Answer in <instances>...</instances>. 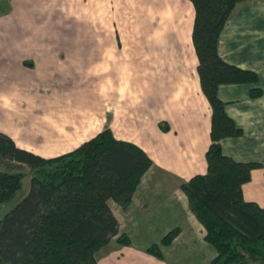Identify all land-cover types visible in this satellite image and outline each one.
I'll return each instance as SVG.
<instances>
[{"label": "crops", "instance_id": "1", "mask_svg": "<svg viewBox=\"0 0 264 264\" xmlns=\"http://www.w3.org/2000/svg\"><path fill=\"white\" fill-rule=\"evenodd\" d=\"M193 22L190 0H0V130L49 158L109 128L153 161L126 209L109 202L119 231L96 252L97 264H210L216 256L180 189L206 172L211 142ZM218 52L258 75L256 83L222 84L217 95L242 130L221 139V149L261 163L242 193L264 207V0L235 5ZM253 88L261 93L251 96ZM28 118L29 128L19 126ZM175 227L161 259L146 252ZM123 233L129 245L117 241Z\"/></svg>", "mask_w": 264, "mask_h": 264}, {"label": "trees", "instance_id": "2", "mask_svg": "<svg viewBox=\"0 0 264 264\" xmlns=\"http://www.w3.org/2000/svg\"><path fill=\"white\" fill-rule=\"evenodd\" d=\"M190 1L197 73L211 110V142L206 172L192 176L180 189L205 229V241L216 251L210 264H264V207L245 200L242 193V185L261 163L235 161L220 144L223 138L241 136L242 130L226 113L218 87L258 81L256 72L225 61L218 52L233 8L247 0ZM260 93L253 88L250 94ZM159 128L169 130L165 122ZM152 164L144 149L116 138L109 128L49 158L18 146L0 130V204L20 189L26 173L31 175L28 193L0 219V264H97L96 252L119 231L109 202L126 209ZM179 231L172 228L146 252L161 259V246L171 244ZM117 241L130 244L124 233Z\"/></svg>", "mask_w": 264, "mask_h": 264}, {"label": "rangeland", "instance_id": "3", "mask_svg": "<svg viewBox=\"0 0 264 264\" xmlns=\"http://www.w3.org/2000/svg\"><path fill=\"white\" fill-rule=\"evenodd\" d=\"M115 66V65H114ZM116 67V66H115ZM117 68V67H116ZM49 90H51V89H49ZM36 92V91H35ZM34 91H33V93L32 94H34V96H30L31 97V100H33L32 98H34V97H37L35 94ZM40 92V91H39ZM38 92V93H39ZM42 93H48V90H42L41 91ZM65 94H66V92H65ZM94 94V93H93ZM38 96H42V94H37ZM30 99V98H29ZM28 120H29V118L28 119H26V121H21V122H19L18 124H19V126H22V127H27V128H29L30 127V124H29V122H28ZM0 128L1 129H4L5 130V128H3L2 126H0ZM99 130V128H97V129H95L92 133H95V132H97ZM6 131V130H5ZM10 134L9 135H11L13 138H14V140L16 141V143L18 144V145H21V146H23L25 143H23V142H21L20 140H19V138L17 137V134H15L14 132H9ZM1 169H3V166H1L0 165V170ZM23 169H24V171L25 172H28V168L27 167H23ZM30 181H31V175H30V173H26L25 174V176L23 177V179H22V184H21V187H20V189H18L17 191H16V193L14 194V196L10 199V200H8V201H6V202H4V203H1L0 204V219L4 216V214H6L10 209H12L27 193H28V191H29V188H30ZM170 231V230H169ZM180 232V231H179ZM179 234V233H178ZM177 237V236H176ZM175 239V238H174ZM173 239V240H174ZM160 242V241H159ZM172 243V242H171ZM161 252H162V250H161ZM182 264H187L186 263V261H185V259H183V262H182Z\"/></svg>", "mask_w": 264, "mask_h": 264}]
</instances>
